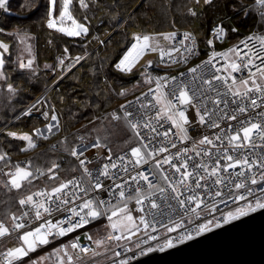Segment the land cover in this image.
Returning <instances> with one entry per match:
<instances>
[{"label": "snow or ice", "instance_id": "1", "mask_svg": "<svg viewBox=\"0 0 264 264\" xmlns=\"http://www.w3.org/2000/svg\"><path fill=\"white\" fill-rule=\"evenodd\" d=\"M71 2L72 0H62L57 17L54 15L57 0H48L46 25L49 29H55L67 36L78 37L86 34L88 28L72 16L69 10ZM204 2L210 4L212 0H204ZM7 3L8 0H0V9L7 11ZM79 3L81 7H88L85 0H79ZM255 3L264 9V0H255ZM192 14L196 15L195 12ZM67 22H70V25ZM3 31L0 28V32ZM213 33L216 39L226 34L221 25H217ZM159 35L164 40L171 41L176 33ZM135 39L136 43L116 64V68L121 72H131L133 65L145 50L159 51L162 58L168 55L170 59L173 58V52L180 53V49L176 47L166 53L158 47V41L149 35H137ZM185 41H192V44H185ZM180 43L187 54H194L192 46L194 38L190 33H184V40ZM212 43V40L208 41L209 45ZM240 44L243 48L233 46L223 53L213 51L209 59L202 62L205 66L211 65L215 68L210 79H204L202 75L197 74L201 65L188 70L189 73L194 74L188 80H177L176 77H171V79L156 77L153 80L152 77H148L146 82H154L155 88H149L148 93L142 95L145 97L151 95L155 104L148 101L147 104L141 103L140 107L142 110L154 108V116L141 115L139 119H135L132 112L124 110L125 105L120 106L124 110L122 117L115 112L111 114L112 120L123 119L126 127L139 139L138 146L130 149V157L120 155L113 160L112 151L108 148L109 163L102 165L88 187H82L81 182L73 178L60 182L50 191H37L21 198L19 204L27 210L19 215L9 214L10 225L0 221V237H6L15 232L18 233L19 241L17 246L0 254V264L22 262L30 253L49 244L50 237L66 236L101 217H106L108 221L106 226L111 230L109 236L112 240H132L133 237H137L140 243L147 244L148 241L157 239V235L152 233L161 229L167 233L180 229L182 231L178 239H191V232L185 226V218H188V223L191 224L205 213L217 212L218 205L228 206L241 201L245 202L243 206L236 207L234 211L224 213L225 223L245 216L249 212H255L257 209H264V110L256 112L255 116L249 112L250 109H264V35L249 36ZM0 49L7 52L8 45L0 42ZM67 51L65 49V52ZM217 57L225 61L219 67L215 63ZM186 58L184 54L179 55V60L182 62H186ZM81 59L82 57H76L75 62L78 63ZM59 63L64 65V59H60ZM148 63L151 64V61ZM4 64L5 60L0 56V69ZM19 67L21 69L31 68L32 60L27 63L21 62ZM245 70H247V76L237 80L234 73ZM222 71L226 75L218 74ZM183 75L181 73V76ZM4 78L3 71H0V79ZM217 85L225 87L226 91L222 94ZM8 91L14 94L16 89L9 84ZM209 92L214 93V96H210ZM124 94L125 92L121 91L120 95ZM139 102L140 97H137L136 103ZM128 103L131 105L134 102L129 101ZM209 103L212 107L208 106ZM230 105H235V107L230 108ZM190 111L194 112V117L190 118ZM51 120L56 121L57 124L47 125L49 133L54 126H58L55 114L51 116ZM221 121H229V123L222 126ZM231 121L236 123H230ZM165 123L170 127L160 131ZM197 125L216 129L217 132L212 136L203 135L198 140H193L189 135V130ZM141 128L146 129L147 134L142 133ZM35 132L36 135L43 136L40 130L37 129ZM8 135L17 136V133L10 132ZM18 138L27 141L28 148L36 146L32 136L27 133ZM43 138L47 139V136ZM186 141L192 142L191 148L177 149V143L184 144ZM157 144L159 146H156ZM91 147L106 148L107 146L101 144L97 138L96 143ZM170 148L176 151L173 153ZM87 150L85 147L84 150L77 151L73 147L70 154L78 159L83 173L92 177V171L87 167L89 161L85 157ZM2 159H4V154H0V160ZM149 163L154 165L162 178L163 186L154 182L155 174H152L150 179L151 170L149 172L136 170ZM129 166L134 174L130 175L128 180L113 183L111 189L107 188L100 179L103 177L115 181L120 172L129 171ZM58 167L53 163L47 169L49 179L56 178L54 169ZM37 172L44 175V172L39 169ZM7 175L10 178L6 186L12 189H20L23 182H30L35 178L32 171L19 165H16L14 171ZM129 180L136 185L133 189L134 195L126 191ZM141 182L146 186H142ZM101 190L108 191L113 196L118 195L117 202L112 204L110 200L106 201L97 197L95 193ZM130 200L135 201L137 211L143 215L133 216L128 207ZM77 201L79 203H76ZM61 212L69 215L55 222L51 219H43L45 215L51 216ZM33 219L43 220V222L27 229L26 225L31 224ZM212 223V220L199 223L191 231L200 235L209 231V225ZM138 234L141 235L138 236ZM87 238L92 239L91 236ZM94 243L101 246L104 242L98 239ZM137 246L139 247V244ZM172 246V239H166L163 247ZM69 247L85 255L89 252L92 256L99 254L86 246L81 247L79 237H77L68 245L53 249L48 256L30 260L29 264H46L48 260H52L53 264H76L80 257L70 254ZM153 250L151 247L147 249L149 252ZM160 250L162 251L163 248ZM120 264H126V262L121 261Z\"/></svg>", "mask_w": 264, "mask_h": 264}, {"label": "trees", "instance_id": "2", "mask_svg": "<svg viewBox=\"0 0 264 264\" xmlns=\"http://www.w3.org/2000/svg\"><path fill=\"white\" fill-rule=\"evenodd\" d=\"M173 1L174 0L170 1L169 4L171 5L168 6L167 10H162L161 13L164 15V19L162 21L158 20V22H147L145 24L142 23L141 18L137 19L133 16L135 12L132 14L130 13L121 26V30H124V37L119 38L117 43H114L115 46L113 49L108 50V54L105 56L107 58L110 56L107 63L105 57H103V59L98 58V60H95L94 56L96 53L100 52V49L104 48L106 44L105 41H102L90 55L88 52L93 46L95 47V45L100 42L99 40H103L107 33L113 30L114 25H110L107 21L108 18H105L106 11H110L111 9V11L116 14L117 20L123 18V16L127 13L125 10L123 12L122 6L126 0L120 5V8V2L118 1L117 5L116 0L115 2L111 0H85V2L88 4V7H81L79 0H72L71 4L69 5L71 13L79 20L85 22L86 27L88 28V32L86 34L78 37L67 36L56 31L55 29H49L47 27L46 20L49 7L48 0H10L7 11H2L0 9V26L2 29L5 30L10 28L9 26H6V21L10 22L11 24L17 23L18 26L22 28L21 30L30 33L32 32V35L35 34L38 37V32L40 31L39 38L41 42L37 41V38L34 35L36 38L35 46H37V54L38 56L40 55V60L51 62L54 59H57L58 55H62L60 53L62 50L65 51V49L68 50L67 52H72V50H74V53L72 54L79 53L82 55V59L77 63L76 69L64 75V78L61 79L58 84L52 87L49 91V95L51 94L50 98H52L51 100H54L55 103L59 100L60 96H63L64 99L62 100V104L59 108L62 118L61 130H59L57 134L47 137V139L37 137V144L30 152L29 150L21 152L16 146L5 148L2 143L8 141L6 138L4 140L2 139V142L0 143V148L5 152L4 159L2 160L3 162H0V221L4 222V219H7V216H9L10 213H15L18 211V200L20 197L37 187L43 186H36V184H38L40 181L43 180L47 182H54L55 179H58L57 183L52 185H44L45 187H51L59 184L62 180L71 177L79 171L77 161L72 157L70 152L71 149L77 144V134L82 133L79 131V129L82 128L81 126L85 128L87 123L95 118H98L100 114L106 110L105 107L108 103V93L105 94V85L108 86V89L113 86L115 88L117 85L125 84L126 80H128L126 81L128 83L130 80H134L139 76V72L134 73L139 70H134L125 74L118 72L113 68V63L127 48L130 40L132 39L131 33L129 31L130 28L139 30H143L144 28H159L156 29L157 31L155 32H161L163 31L161 27L166 28V30L170 28L169 30H171L174 28L176 23L178 27L174 29H187L191 19H194L197 21V25L199 24V27L201 28L200 30L202 31V33L199 34V36H201L199 38L202 55L205 54V48L208 46L207 36L209 28L214 23L221 22L226 28L227 32L226 41L222 44H214L216 48H220L225 45L227 46L228 44L230 45L238 40L241 36L250 32H259L261 34L264 33V15H262L264 12L261 11H264V9H261L260 6L254 2V0H213L210 4L203 6L197 17L196 15L192 16L190 14L181 16L182 11L185 13L184 5H173ZM59 7V0H57L56 6L54 8L55 16L59 11ZM154 7L155 4L153 3L146 4V7H144L145 12L142 15L144 16L147 13L149 18L155 17ZM178 8H181V11H178ZM171 16L173 18L170 19ZM132 18H134V23L129 24L131 23ZM192 24L193 23H191V25ZM233 29H235V31H233ZM47 30L54 33L50 34L47 32ZM48 33L50 34V37H47ZM0 36L6 37L7 40L14 39L11 38V35L9 36L8 33L0 32ZM50 38L51 40L49 42L48 40ZM17 44L13 48L14 50L16 48L15 52L18 54L19 50L17 49ZM7 57L8 55L3 53V59L5 60V64L3 66L4 69L10 67L6 64ZM88 61H92V73H95L94 76L89 74L85 75V73L90 69V67L87 65ZM15 69L16 72L11 73L13 76L12 80H19L23 84V88L29 90V93H27L29 97H24L21 101H19L17 97L12 101L10 100L11 96L13 97L14 95L18 94V91L13 94L8 91V88L3 87L4 90L0 91V127L4 124V122H9L15 115L18 114V112L26 105V103L35 99V97L41 93L44 88H47L52 82V79L44 81V78L37 79L36 77L33 80V75H30L32 70L30 69H19L18 67ZM95 69H97L98 72ZM102 70L103 74L107 75L109 80L112 81L111 85L113 86L109 85L107 83L108 81L102 80ZM82 75L83 77L87 78L88 84L86 86L82 84L78 87L76 83L78 82L79 78L83 80ZM136 81H139L138 84H141V86L138 87V91L133 95L143 90V88L147 85L144 80ZM76 93H79L78 96L75 95ZM116 95L112 94L111 97L115 98ZM78 98L82 101L77 102L76 100H78ZM24 99L28 100L23 103ZM45 102H47V100H45ZM79 103H81V107L78 105ZM117 103H115L116 107L118 106ZM118 115L123 116L121 110L120 114ZM37 116L39 115H36L35 118H39ZM19 119L20 118L17 117L14 121L10 122L9 127L18 125L20 121ZM24 125L25 124L21 126ZM117 133H120L119 142H121L123 145L128 146L135 142L133 137L126 129L121 131L117 128ZM1 135L4 134L1 133ZM63 138L65 139L63 140ZM135 139L136 145L138 141L136 137ZM131 147L124 149H129ZM16 150L24 154L22 161L27 162L33 170L39 169L45 172L49 167L52 166L53 163L57 164L59 167L54 169L56 178L48 180L46 178L47 174L40 175V173H38L35 175L34 179H31L30 182H23L20 189L9 190L8 186H6V170H8L9 167H6V165L10 164V166H12V160L16 158L12 157L11 152ZM20 164L22 165V163H19L18 165ZM3 181L4 184H2ZM98 222L104 223L103 217L96 221H92V224H96ZM85 228L86 227L80 230H84ZM73 235L74 233L67 236V238H73ZM65 239L66 238L56 239L50 237V243L39 247V249H50L55 247L61 240Z\"/></svg>", "mask_w": 264, "mask_h": 264}, {"label": "rangeland", "instance_id": "3", "mask_svg": "<svg viewBox=\"0 0 264 264\" xmlns=\"http://www.w3.org/2000/svg\"><path fill=\"white\" fill-rule=\"evenodd\" d=\"M111 1L115 2V0H111ZM118 1L120 2V4H119V8H120V5L122 3H124L125 0H116L117 5H118V3H117ZM170 1L171 0H126V2L122 6H123V12L125 10V12H127V13L123 16V18H121L119 20H117L116 14L114 12H112L111 9H110V11H106L105 18L106 19L108 18V20H107L108 23L110 25H114V26H113V30L110 31L109 33H107V35L103 38L106 44H105L104 48L100 49L99 53H96L94 55L95 60H98V58L103 59V57L107 56L108 50H112L113 47L115 46L114 43H117V40L119 38L124 37V30L123 29L121 30V26H122L123 22L127 19V17L129 16L130 13L132 14L133 12H135V14L133 16L137 19L141 18L142 23H145V24L147 22H158V20L162 21L164 19V17H163L164 15H162L161 12H162V10L168 9V6L171 5V4H169ZM148 3L155 4V7H154L155 17L149 18L147 16V13L144 16L142 15L145 12L144 7H146V4H148ZM175 4L184 5V7H185V13L182 11L181 16L187 15V14L195 16L192 14L193 12H195L196 17L198 15L199 11L203 8V6L206 5L204 0H184V1L174 0L173 5H175ZM59 5H60V7L62 6V0H59ZM101 8H102V6H101ZM121 10H122V8H121ZM178 11H181V8H178ZM56 16L57 17L59 16V11H58ZM72 16L78 22L83 23L86 26L85 22L76 18L73 14H72ZM171 18H173V17L171 16L170 19ZM67 23L70 25V22H67ZM132 23H134V18L131 19V23H129V24H132ZM191 23H193V24L191 25ZM5 24H6V26H9L10 28L5 29V30L3 29L4 30L3 33H8V35L9 36L11 35V38H14V39L7 40L6 37L0 36V42H3V43L8 45V51L7 52H5L3 49H0V56L3 57V53L7 54L8 57L6 60V64H7V66H10L6 69H4V68L0 69V71H3L4 76H5L4 79H0V91L4 90L3 87L8 88V85L11 84L16 89V91H18V94L14 95L13 97L11 96L10 100L13 101L18 97V100L21 101V100H23L24 97L25 98L29 97L27 94V93H29V90H27L26 88H23V84L19 80H17V79L12 80L13 76L11 75L12 72H16V69H15L16 67L21 69L19 67V64L21 62L27 63L29 60H32V67L31 68H24V69L32 70V72H30V75L31 76L33 75V80L35 77L37 79H43L44 78V81L52 79L51 84H49L47 88H44V90L35 97V98H37V97L41 98L44 101L47 100V102H48V103L45 102V105H46V103H47V105H46V109L44 110L43 115L35 114V113L33 114V113L28 112L27 106L30 103V102H28L18 112V114L15 115L10 120L12 122L17 117H19L20 121H19L18 125H14V126L9 127V124H10L9 123L10 121H9L6 123L4 122V124L0 127V143L2 142V139L4 140L6 138L8 140V141H5L2 143L5 148H8V147L11 148V147L16 146L18 148V150L21 152H25L27 150H29V152H30L32 150V148L27 147V141L21 140L18 137L22 134L27 133V134L32 136L34 143L36 145L37 139H38L37 137H40V138H43V136L49 137L53 134H57L59 132V130H61L62 118L60 115L61 111L59 108L62 104V100H64V99H63V96H60L59 100L55 103L54 100L53 101L51 100L52 98H50L51 94L49 95V91L52 87L56 86L61 79L64 78V75H66L70 71H73L74 69H76L77 62H75V58L76 57H82V55L79 53L72 54V53H74V50H72V52H70V51L65 52L62 50V52L60 53L62 55H58L57 59H54L51 62L50 61L46 62V61L40 60L41 59V58H39L40 55L38 56V54H37V48H36L37 46H35V39L36 38H37V41L41 42L40 38H39L40 37V31L38 32L39 37L34 34L36 36V38H35V36L32 35V32L30 33V32L21 30L22 28H20L17 23L11 24L10 22L5 21ZM263 24H264V18H263ZM159 27H161V26H159ZM176 27H178V26L175 23L174 28H176ZM0 28H2V27L0 26ZM174 28H172V29H174ZM156 29H159V28H144L143 30L130 28L129 31L131 33V37H133V35L135 33H149V34L154 35V38L156 40L159 39L162 43H167L168 41L164 40L163 37H156V36L158 34H166L168 31H170L169 30L170 28L168 30H166V28L161 27V29H163V31L160 30L161 32H155V31H157ZM187 29H191L193 32H195V34L198 37H201V36H199V34H201L202 31L200 30L201 28L199 27V24L197 25L196 20L191 19V22H189ZM146 31H149V32H146ZM47 32H49L50 34L54 33V32H51L49 30H47ZM49 33L47 34V37L48 36L50 37ZM60 33H62V32H60ZM63 34H65V33H63ZM208 37L211 39L210 35H208ZM50 40H51V38L48 41L50 42ZM131 40H130V42H131ZM99 41H100L99 43L102 42V40H99ZM16 44H17V49L19 50L18 54L15 52L16 48H15V50L13 48ZM93 48H94V46L92 47V49ZM92 49L89 50V52H88L89 55L96 49V47L93 50ZM70 56H72V57H70ZM152 57H156L155 53H153V54L147 53V54L142 55L141 58L139 59L137 65L141 66V65L145 64V62L149 58H152ZM69 58H73L74 60H69L66 64L63 65L64 68H62V65L59 63L60 59H64V63H65L66 60H68ZM109 58H110V56L108 58L105 57L106 63L108 62ZM69 65H71V67H68ZM87 65L90 67V69L85 73V75L89 74L91 76H94L95 73H92V67H93L92 61H88ZM95 70L97 71V69H95ZM101 72H102V75H101L102 80L108 81L107 83L109 85H111L112 81L109 80L107 75L103 74V70ZM138 72H139V76L136 77L134 80L133 79L130 80V82H128V83L126 82L128 80H126L125 84L117 85V86H115V88L113 85H111L113 87H110L109 89H108V86L105 85L106 86L105 94L108 93V96H107L108 103H107V106L105 107L106 110L104 109L105 111L103 113H101L98 118H95V119L91 120L89 123H87V126L85 128H83V126H81L82 128L79 129L80 132H82L83 134L85 133V135L89 136L90 138H99V140L106 142L113 151L124 150V148L131 147V146L135 145L136 139L134 137V134L132 133V131L129 128L126 127L124 120L123 119L112 120L111 114L113 112L120 114V110H121L120 106L125 102V100L127 98H129L131 95H133L135 92L138 91V87L141 86V84H138L139 81H136V80L146 81L144 72L143 71H137L134 73H138ZM83 75H82L83 80H81L79 78L78 82L76 83L78 87L81 86L82 84L84 86H86L88 84L87 78L83 77ZM83 81H84V83H83ZM109 81H110V83H109ZM74 82H75V79H74ZM121 91H124L125 94L120 95ZM40 94H42V95L39 96ZM78 94L79 93H76L75 95L78 96ZM112 94H115V95L117 94V95L115 96V98H112L111 97ZM109 95H110V97H109ZM27 100L28 99H24L23 103H25ZM76 101L81 102L82 100L78 98V100H76ZM115 103L118 104L117 107L115 106ZM78 105L81 107V103H79ZM53 114H55L57 116L58 126H54L52 128L51 132L49 133L48 129H47V125L50 123L53 125L57 124L56 121L51 120V116ZM36 115H39V116H37L39 118H35ZM23 124H25V125L21 126ZM117 128H118V130H121V131L126 129L130 133V135L133 137L135 142L131 145H128V146L123 145L121 142H119V134L120 133H117ZM37 129L40 130L41 133H43V136L36 135L35 130H37ZM10 132L17 133V136L8 135V133H10ZM1 133L4 135H1ZM8 142H10V143H8ZM18 150L11 152L12 157L16 158V159L12 160L13 161L11 163L12 166H10V164L6 165V167H9V169L6 170L7 171L6 174H8L11 171H14L15 166L18 165L19 163H22V165L20 164L21 167L26 168L29 171H32L35 175L38 174L39 172H37V170H33L32 167H30L27 162L22 161V158H24V154L19 152ZM0 154H5V152L1 148H0ZM2 160H0V162H3ZM33 168H35V167H33ZM44 174H47L46 178L49 180V174L47 173V170L44 172ZM57 181H58V179H55L54 182H47V181L42 180L38 184H36V186L52 185L54 183H57ZM2 184H4V181L2 182ZM128 203L130 205L129 209L131 210V205L133 204V202L130 200V201H128ZM131 211H132L133 216H138L135 211H133V210H131ZM16 212H18V211H16ZM103 219H104V223L98 222L96 224H92V222H91L88 225H86L85 226L86 228L84 230L86 232H88L89 234H85L82 237H80L81 242H83V243L85 242V244H88L90 240L87 237L90 235L92 237L91 240H92L94 246L96 247L95 251L96 252L99 251V254L96 256H92L91 252H90L85 256L86 257L85 260L79 259L76 261V264H101L111 254V249H112L113 244H112V242H109V240H107L109 232L111 230L106 226L108 224L106 217H103ZM4 220H5L4 223L6 225H10V220L8 219V216H7V219L5 218ZM0 238H2V244H0V247L2 249H4L5 251L7 249L15 247L19 244V241H17V237H13V238L10 237L9 239H6L4 237H0ZM98 239L103 240V242H104L101 246H97L94 243V241L98 240ZM71 240H73V238H71V237L66 238L65 239L66 245H68ZM54 248L55 247H52V248L47 249V250H44L45 248H41V249L38 248L34 253H30L28 257H25L22 262H17V264H29L30 260H35L38 257H42V256H48L49 254L52 253ZM68 251L70 254H72L74 256V253L70 247L68 248ZM51 262H52V260H48L46 262V264H50Z\"/></svg>", "mask_w": 264, "mask_h": 264}, {"label": "built area", "instance_id": "4", "mask_svg": "<svg viewBox=\"0 0 264 264\" xmlns=\"http://www.w3.org/2000/svg\"><path fill=\"white\" fill-rule=\"evenodd\" d=\"M255 2V0H254ZM262 12H264L263 10H261ZM217 25H221L224 30H225V35L220 38V39H216L215 35L213 33V29L217 26ZM168 33H176V36L171 40L168 41L167 43H162L159 39L158 41V47L162 48L166 53L173 47L179 48L180 49V53H176L173 52L172 53V59L169 58L168 55L163 56V58L160 55L159 51H151V50H145L144 54H153L155 53L156 57H152L149 58L145 64L138 66L137 63L139 61V59L135 62V64L133 65L132 71L134 70H139V71H143L144 75H145V80L147 81L148 77H152L153 80L156 77H167L169 79H171V77H176L177 80H188L192 75V73H189V69L190 68H194L197 65H201V68L197 70V74L202 75L204 79H210L211 74L215 72V68H213L211 65H203L202 62L207 61L211 55V53L213 51L217 52V53H223L225 52L227 49L233 47V46H238L240 48H243V45L240 44L241 41H245L246 38H248L249 36L255 37L257 35H264V33H259V32H250L246 35L241 36L238 40H236L235 42H233L230 45L227 46H222L220 48H216L214 46V44H222L226 41V37H227V32H226V28L223 26V24L221 22H217L214 23L213 25L210 26L209 28V32L208 35H210L211 39L207 36V43L209 40H212L213 43L211 45L208 44V46L205 48V54L202 55L201 53V46H200V38L195 34V32H193L191 29H171L170 31H168L166 34ZM184 33H190L191 36L194 38V44L192 45L194 48V54H187L184 51V46L181 45V41L184 40ZM137 35L143 36V35H149L154 37V35L149 34V33H135L132 37L131 42L128 44L127 48L122 52V54L115 60V62L113 63V68L118 71L121 72L119 69L116 68V64L119 63V61L124 57L125 53L128 52V50L132 47V45L134 43H136V39L135 37ZM156 37H162L161 35H157ZM185 44H192V41H185ZM257 47H259V45L257 44ZM180 54H184L187 58H186V62H182L179 60V55ZM151 61V64H149L148 62ZM215 63L216 65L219 67L221 65H223L225 63V61L220 58L217 57L215 59ZM257 64H259V61H257ZM131 71V72H132ZM254 71V69H253ZM121 73H130V72H121ZM181 73H183L184 75L181 76ZM219 75H226V73H224L223 71L221 73H218ZM234 75L236 76L237 80H239L241 77H246L247 76V70L242 71L240 73H234ZM145 81V82H146ZM147 85L143 88V90H141L140 92H138L137 94L131 96L130 98H128L127 100H125V102L122 105H125V109L129 112L133 113V116L135 119H139L141 115H148V116H154L155 114V109H151V110H142L140 105L141 103L147 104L148 101H152L153 104H155V101L153 100L151 95H148L147 97H145L142 94H146L149 91V88H155V83H148L146 82ZM215 84V82H213ZM229 83H231V81H229ZM217 87L219 88V90L221 91V93L223 94L226 91L225 87H221L220 85H217ZM167 91V89H165ZM210 96H214V93L209 92L208 93ZM42 95V94H41ZM39 95V96H41ZM137 97H140V102L136 103V99ZM171 98V97H169ZM129 101L134 102L133 104L129 105ZM247 103V101H246ZM259 103V101H258ZM41 106V109H38V106ZM209 107H212V105L209 103L208 104ZM28 112L30 113H35V114H40L43 115L44 114V110L46 109V105H45V101L41 98H35L33 99L29 104H28ZM222 107V105H221ZM231 107H235V105H230ZM121 109V113L123 114V111ZM264 109L262 108H257L255 110H249L250 114L255 116L256 112L262 111ZM190 118L194 117V112H189ZM243 118V117H242ZM227 123H229V121H221L222 126H225ZM230 123L235 124V121H231ZM170 127L169 124H164V128H161L160 131H164L166 128ZM140 131L144 134H147V130L141 128ZM215 132H217L216 129H210L206 126H195L190 128L189 130V135L193 138V140H198L200 137H202L203 135H209L212 136ZM77 144L74 146L77 151H82L85 149V147L88 149L85 152V157L87 158V161H89V163L87 164V167L92 171V177H89L87 174L83 173V170L80 168L79 166V162L78 159L76 157H73L78 164L79 167V171L72 175L71 177L62 180L63 181H67V180H71L73 178H75L77 181L81 182V186L82 187H88L90 181L92 179H94L96 177V175L98 174L99 170L101 169L102 165L105 163H109L108 159H107V149L110 148V146L106 143L100 140L101 144L106 145L107 147H102V148H92V144L96 143L97 138H90L88 136H86L83 133H78L77 134ZM82 138V139H80ZM65 138H63L64 140ZM138 143L136 145H134L133 147L138 146L139 144V139L137 138ZM259 143V141H257ZM156 146H159L158 144ZM170 147V146H169ZM181 147H192V142L191 141H186L184 144H179L177 143V149L181 148ZM132 148V147H131ZM124 149V150H119V151H112L113 154V160H115L116 157L120 156V155H126L127 157H130V149ZM171 152H175L176 149H171ZM191 154V153H190ZM84 158V157H82ZM167 167V166H165ZM137 171L139 170H144L146 172H149V170H151V174H150V179L152 178V174H155V181L156 183H159L161 186H163V181L162 178L159 176L157 170H155L154 165H152L151 163H149L148 165H143L140 169H136ZM113 172H115L116 170H112ZM134 171L131 168V166H129V171L127 173L125 172H120L116 178L115 181L112 180H108L105 179L103 177H101V181L103 183H105V185L107 186V188L111 189L113 187V183H121L124 180H128V177L130 175H133ZM9 176H7V181L9 180ZM142 186H146L143 185V182H141ZM54 185L51 187H45V186H40L37 187L35 189H33L32 191L22 195L20 197L24 198L27 195L33 194L37 191H50L53 187L58 186ZM136 187V185L134 184V182L132 181H128V186L126 188V191L130 192L131 194L134 195V191L133 189ZM9 190H15L10 188V186H8ZM71 188V186H70ZM91 195V193H90ZM95 195L99 198H102L106 201H111L112 204H115L117 202L118 199V195L117 196H113L111 195L108 191H98L95 193ZM19 199V200H20ZM19 200H18V204H19ZM133 202V204L131 205V210L135 211L137 213V215H143V213H139L137 211V205L135 204L134 200H131ZM76 203H79V201H77ZM244 201L238 202L237 204H229L228 206L225 205H218V211L215 213H205L204 215H202L201 217H199L198 219H196L193 223L189 224L188 223V218H185V226L186 228H188L191 232L192 237L197 236L195 234V231H191L193 228L196 227V225H198L199 223H205L208 220H212L213 223L211 225H209V229H212L214 227H216L215 225L218 223L219 225L225 223L223 220V215L224 213H226L227 211H234L236 207L238 206H243L244 205ZM128 207H130L129 203H128ZM27 210L26 208H22L21 205L19 204V210L18 212H16L15 214L19 215L22 211ZM11 214V213H10ZM69 214L66 212H61V213H54L51 216H47L45 215V217L43 219H51L53 220V222H55L56 220H61V219H65ZM76 219V218H73ZM41 222H43V220L41 221H37L35 219H33L31 224H27L26 228L27 229H31L33 227L38 226ZM11 224V221H10ZM65 227L67 226L66 224L64 225ZM86 226V225H85ZM84 226V227H85ZM83 227V228H84ZM82 228L76 229L74 232L68 233L66 236L63 237H55L56 239H64L67 238V236H69L70 234L74 233L73 235V240L71 241H75L77 237H79V243L81 245V247H88L89 249L92 250H96V247L94 246L92 240L89 241L88 244H85V242H81L80 237H82L85 234H88V232H86L85 230H80ZM23 231V230H21ZM182 230L178 229L176 232H172V233H167L165 232L163 229L159 230L156 233H152L153 235H157V239L156 240H152V241H148L147 244H143L140 243V240L137 237H133L132 240H120V241H114L110 238V236L108 235L107 240H109V242H112L113 246L111 249V254L109 255V257L104 260L101 264H120L121 261H125L126 263L131 262L133 260H136L144 255H146L147 253H149V251H147V249L149 247L153 248L154 250H158L161 251L160 249L163 248L166 249L164 246L165 240L168 238L172 239V244L177 245L179 243H182L186 240H180L178 239L180 232ZM204 233V232H203ZM114 235L117 233H113ZM141 234H138V236H140ZM18 233H11L9 236H6L4 238L9 239L10 237H17ZM90 236V235H89ZM3 238V239H4ZM65 240H61L54 249L59 248L61 245H66ZM0 244H2V238H0ZM139 244V247L137 246ZM168 248V247H167ZM5 250L2 249L0 247V254H2ZM74 256L76 257L77 255L80 257V259L85 260V254L83 253H78L77 250L72 249ZM90 253V252H89ZM97 253H99V251H97ZM117 253L119 255H117ZM53 264V261L50 263Z\"/></svg>", "mask_w": 264, "mask_h": 264}, {"label": "water", "instance_id": "5", "mask_svg": "<svg viewBox=\"0 0 264 264\" xmlns=\"http://www.w3.org/2000/svg\"><path fill=\"white\" fill-rule=\"evenodd\" d=\"M69 60L74 59L69 58L64 64ZM126 264H264V209Z\"/></svg>", "mask_w": 264, "mask_h": 264}, {"label": "bare ground", "instance_id": "6", "mask_svg": "<svg viewBox=\"0 0 264 264\" xmlns=\"http://www.w3.org/2000/svg\"><path fill=\"white\" fill-rule=\"evenodd\" d=\"M38 109H41V106L40 105L38 106Z\"/></svg>", "mask_w": 264, "mask_h": 264}, {"label": "crops", "instance_id": "7", "mask_svg": "<svg viewBox=\"0 0 264 264\" xmlns=\"http://www.w3.org/2000/svg\"><path fill=\"white\" fill-rule=\"evenodd\" d=\"M18 237V236H17ZM17 241H18V238H17Z\"/></svg>", "mask_w": 264, "mask_h": 264}]
</instances>
